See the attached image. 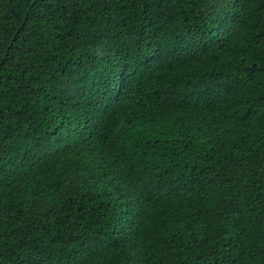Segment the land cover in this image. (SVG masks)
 <instances>
[{
	"label": "trees",
	"instance_id": "1",
	"mask_svg": "<svg viewBox=\"0 0 264 264\" xmlns=\"http://www.w3.org/2000/svg\"><path fill=\"white\" fill-rule=\"evenodd\" d=\"M0 264H264V0H0Z\"/></svg>",
	"mask_w": 264,
	"mask_h": 264
}]
</instances>
